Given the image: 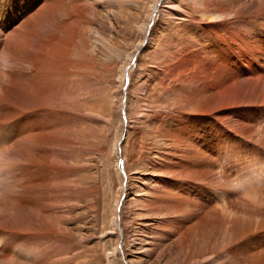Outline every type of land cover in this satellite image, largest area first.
Returning <instances> with one entry per match:
<instances>
[{
  "label": "bare ground",
  "instance_id": "6f19581e",
  "mask_svg": "<svg viewBox=\"0 0 264 264\" xmlns=\"http://www.w3.org/2000/svg\"><path fill=\"white\" fill-rule=\"evenodd\" d=\"M163 1L170 17L185 15L173 9L176 0ZM190 1L193 25L180 33H197L181 37L172 56L157 57L158 83L174 113L159 114L151 132V151L165 163L158 172L167 175L148 199L158 217L155 240L175 238L177 250H188L177 264H264V0ZM84 5L0 0V237L12 242L0 249V264L54 263L47 259L58 224L52 204L66 196L48 192L66 187L60 183L72 167L61 158L79 134L82 77L105 40ZM200 14L216 20L204 25ZM140 27L147 32L146 23ZM128 156L134 159L133 149Z\"/></svg>",
  "mask_w": 264,
  "mask_h": 264
},
{
  "label": "rangeland",
  "instance_id": "374dc122",
  "mask_svg": "<svg viewBox=\"0 0 264 264\" xmlns=\"http://www.w3.org/2000/svg\"><path fill=\"white\" fill-rule=\"evenodd\" d=\"M163 2L82 0L87 9L91 8L86 16L93 22L92 27L105 40L96 43L97 59L93 73L90 71L82 77V98L79 95L75 110L81 117L75 130L79 134L72 137L76 146L67 148L72 151L65 149L61 158L65 169L68 166L73 169L67 170L60 183V188H65L57 189L55 193L48 192L50 196L54 194L53 197L56 194L66 196L52 204L58 224L54 232L49 233L51 242L48 245L52 257L47 258L48 263H53L50 262L53 259L55 264H177L188 254L186 249V254L184 249L177 250L175 238L171 246V243L162 245L155 240L159 236L156 234L158 217L148 207L153 188L167 177L158 172L165 163L158 165L161 162L158 161L159 154L151 151L155 144L151 136L155 128L154 119L159 114L174 113L173 101L164 96L158 83L156 73L161 66L157 57L172 56L173 48L182 45L181 37H194L197 33V30H191L186 36L180 33L193 25L192 1H175L173 9L178 14L179 10L185 12L182 18L176 15L175 19L164 13ZM152 7L157 8L153 10ZM200 17L204 25L216 20L211 14H200ZM144 23L146 33L140 27ZM151 42L153 45L150 48ZM119 50L121 55L117 53ZM129 54L134 57L129 59ZM105 56L113 61L110 66L113 69L103 64L107 61ZM123 67L126 75L121 80ZM139 73L142 75L140 80L136 77ZM170 81L167 77L166 82ZM134 84L145 91L137 90ZM132 86L134 88L129 91ZM88 128L92 130L88 131ZM147 135L148 141L145 140ZM99 145L104 148L99 150L101 153L96 150ZM132 149L135 157L130 161L128 155ZM146 149L152 156L142 160ZM40 191L43 193L42 189ZM50 203L52 200L48 203L51 206ZM0 239V249L12 244L2 236ZM57 239L60 242L55 244Z\"/></svg>",
  "mask_w": 264,
  "mask_h": 264
}]
</instances>
